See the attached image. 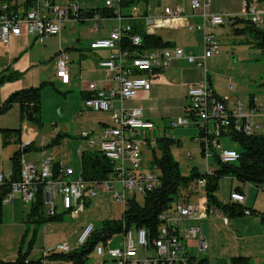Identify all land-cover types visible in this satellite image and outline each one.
Segmentation results:
<instances>
[{
  "label": "built area",
  "instance_id": "2783aa9c",
  "mask_svg": "<svg viewBox=\"0 0 264 264\" xmlns=\"http://www.w3.org/2000/svg\"><path fill=\"white\" fill-rule=\"evenodd\" d=\"M141 1L143 0H104L102 7H83L80 0H37L32 8L23 13L9 12L7 4L0 5V47L7 44L11 37L24 34L37 40L49 36L60 37L66 24L70 22L90 20L94 23L93 30L96 32L99 27L104 26L107 19L112 18L118 22L108 36L98 37L91 42L92 49L111 50L100 64L110 72L117 86L105 89L97 82H90L84 99L86 110L111 113V123L101 130L97 138L88 140V146L95 148L98 145L95 151L102 152L113 163L114 171L102 181L89 180L85 178L83 169L78 172L72 166L65 165L48 149H43L40 163L32 162L25 157L24 151L29 149L33 140H24L20 146L19 174L16 175L13 170L8 173L0 172V197L3 206L12 205L16 199H21L29 204L30 211L33 204L43 197L44 206L48 205V214L43 215L48 217L58 214L56 199L59 197L63 212L78 217L97 194L95 186L98 184H102L107 191H114L115 198L124 205V210L131 198L139 200V194L145 195L147 191L160 185L161 174L158 169H143V146L149 147L151 151L157 148L156 139L154 141L149 135L146 136L156 124L145 119L142 108L127 107V101L136 98L139 91L149 92L153 81L159 78V73L168 68L176 58H184L189 64H195L204 70L203 82L192 84L188 89L185 115L173 120L171 127L177 128L190 123L201 127L194 140L206 159L207 173L213 172L210 164L212 158H217L222 163H234L239 159L236 148L223 146L224 140H229L227 136H230V131H242L248 135L264 134V103L259 104L257 98H254L249 101L247 108L240 100L231 101L230 97L219 96L210 85L206 61L219 55L221 51L213 27L230 22V18L222 13L203 12V22L200 25L188 26L189 30L201 29L204 32V50L200 56L186 54L178 46L138 53L123 46L125 41H130L135 46L143 44L137 22L145 23L148 34H156L155 30L161 26V22L189 18L180 6H165L156 13L155 8L147 1L142 10ZM245 1L247 3L242 16L256 24L262 22L264 1ZM211 2L212 0H191L192 13L206 10ZM68 59L67 51L61 48L57 59V77L64 83L70 81ZM229 89H234L232 81L229 82ZM24 129L28 131L25 126ZM162 135L171 137L166 133L160 136ZM82 152L79 149V153ZM206 184V179L200 178L183 186L175 204L159 215L154 232L147 228L130 227L123 221L121 231L95 245V264H201L190 249L197 242L199 251H205L207 242L202 236L200 224L194 225L191 221L200 222L210 214L217 217L224 214L220 209L209 206ZM202 191H205V195L197 202L191 200L194 192ZM230 201L245 205L244 191L233 188ZM246 213L249 215L250 211ZM223 220L229 223L226 216H223ZM95 229L92 223L87 224L75 247L61 243L45 248L42 264H52L53 254L78 250L79 246L89 240ZM119 233L123 234L120 244L112 246V238ZM109 260L113 263H109Z\"/></svg>",
  "mask_w": 264,
  "mask_h": 264
},
{
  "label": "rangeland",
  "instance_id": "374dc122",
  "mask_svg": "<svg viewBox=\"0 0 264 264\" xmlns=\"http://www.w3.org/2000/svg\"><path fill=\"white\" fill-rule=\"evenodd\" d=\"M80 3L89 7L104 6V0H80ZM233 3L234 7L239 8L243 4L242 0H234ZM71 23L73 22L66 24L62 36L63 47H70L68 51H72V53L77 51L74 48L81 47L83 50L85 46H89L92 38L103 34L106 35L110 33L111 28L118 25L115 19H108V28H102V31H99L101 33L98 34V32L93 30L94 23L90 20L85 23ZM257 25L264 29V21L259 22ZM244 26L245 24H234L230 21L224 25L213 27V30H216L215 35L219 40L221 52L219 55L208 59L206 66L208 74L211 76L210 79L214 81V84L217 85L223 96L227 94V97H232L231 101L240 100L249 108L247 102L249 98L251 99L252 95L257 98L259 104L264 103V86H262L264 82V50L258 47V41L254 34L250 32L236 34L234 28ZM203 48L201 42L191 49L194 54H199L203 52ZM72 53L69 56L74 58L75 56ZM72 64L74 66L78 65L77 62H73ZM181 69L185 71H189V69L196 70L194 73L186 72V79L191 80V76L195 78H203L204 76L203 70L195 64H188L183 59H180L179 62L174 61L171 67L166 69L168 71L166 78L169 84L161 86L162 89H166V92L161 91L163 95L169 98H177L181 95L182 90L176 87L178 83L184 81L176 73H180ZM229 81H232L235 85V88L231 91L227 88ZM48 85L50 84H47L46 87ZM44 95L45 92L42 90L43 123L41 125L30 123L38 134L35 140L31 142L29 146L30 150L24 153L26 154L25 157L28 158L34 155L37 158H42L43 149H48L49 151H53L54 155L62 160L65 165L72 166L76 171H80L82 154L77 153L78 148H82L83 152L98 149V145L95 148L89 147L88 140L98 137L101 125V122L98 120L99 117L105 116L109 118L110 115L91 110L82 111L84 101L81 94H78L80 99L78 101L75 100L70 105L69 110L62 114L59 112L60 108L56 107L54 99H47ZM167 105L171 107L173 101ZM10 116L12 123L18 127L17 112L13 111ZM175 119L177 118L166 119L168 121L167 133L176 140L171 146V153L174 159L179 162L180 171L184 176L190 175L194 167L200 172H206V159L202 155L201 147L194 140L201 127L190 123V125L173 128L171 127V122ZM163 122V120L156 122V126L153 129L156 134H158L159 129L163 130L161 124ZM212 126L213 122L211 121L210 127ZM60 133L63 136L54 147L45 148L44 145L42 146L43 142L57 137ZM86 134H89V136H86ZM227 137L229 140H224L223 146L238 149L237 144L232 141L231 136ZM5 144H7V140L4 141ZM152 157L153 153L151 149L144 145L143 169L152 170L151 166H149V161ZM210 164L213 168H217V164L214 163L213 158L210 160ZM233 181L237 183L236 185L243 187L247 198L246 206L255 209L256 213L242 216L228 215L229 224L223 220V216H226L225 214H222V217L210 214L209 219L202 223V233L207 240L206 250L209 255L207 251L201 253L198 248L194 247L190 249V252L197 259H200L199 261L207 259L208 264H232L230 259L234 255H250L253 264H264V189L262 187L257 188L250 183L243 184L232 179L231 176H226L221 179L219 189L216 192L217 197L221 201H230V190ZM95 190L98 193L92 197L85 210L78 217H73L69 213L63 212V209L59 205L58 197L56 199V203L58 204L57 213L62 215V219L51 223H41L39 216L30 217L28 214L29 204L19 201L24 206L20 207L16 212H12L13 205H6L4 207V218L0 223V259L4 261L15 260L20 248L22 247L23 252L28 251L34 239V245L29 257L31 259H40L43 258L45 248L48 249L61 243H68L71 247L77 246L80 234L89 223L95 226V230H100L105 221H118L122 219L124 205L115 198L114 191H107L102 184L95 186ZM203 195H205V191L201 193L194 192L192 194L196 200H199ZM138 197L140 201H143L144 195L139 194ZM172 204H175V200ZM43 214H48V205L44 206ZM195 223L196 221H191V224ZM122 238V233L116 234L111 240L112 246H118ZM96 261L97 257L94 251H92L88 256L86 264H95ZM109 263L113 262L109 260ZM53 264H72V262L60 260Z\"/></svg>",
  "mask_w": 264,
  "mask_h": 264
},
{
  "label": "crops",
  "instance_id": "0c3cea01",
  "mask_svg": "<svg viewBox=\"0 0 264 264\" xmlns=\"http://www.w3.org/2000/svg\"><path fill=\"white\" fill-rule=\"evenodd\" d=\"M146 1L155 8L156 13L160 12L161 8L165 6H170V7L180 6L184 9L185 14H187L189 18L181 21L176 20L169 22H161L160 24L161 26L159 28H156L155 33L162 36L164 40L173 43V46L171 47L178 46L183 48L186 54H194L191 48L196 47L198 43L202 42V45L204 47L203 30L201 29L189 30L188 28L189 25H200L203 22V12H206L207 14L222 13L227 15L229 18L235 16L242 17V14L246 8V3H247L245 0H242L243 4L239 8V7H234V3H233L234 0H219V2H217V0H215V2L214 0H212L211 5L206 10L204 11L199 10L196 13H192L191 5H190L191 0H143L141 1L142 10L145 9L144 2ZM82 6L89 7L84 5ZM259 6L261 7L262 5ZM86 21L79 23H85ZM107 21L108 19L103 23L104 26L99 27V31L100 30L102 31V28L103 29L108 28ZM263 21H264V15L262 17V22ZM231 22L233 23V21ZM74 23H78V22H73L71 24ZM137 25L139 31L140 30L144 32L146 31L145 23L143 21L137 22ZM113 28H111V30ZM99 31H97L98 34L101 33ZM213 33L216 34V30ZM62 35L60 37L49 36L47 38H44L43 40H37L36 38L30 35L24 34L19 37H11L7 44L1 45L0 68L21 72L23 76L19 80L5 83L0 88V105L5 100H7V98L15 91L24 88L39 87L41 86V84L47 82L50 85H48L47 87L45 86L46 88L44 87L45 88L43 89L45 92L44 96H46L47 99L53 98L56 107L60 108L59 112L64 114L65 111L69 110L70 105L73 102H75V100L78 101L80 99V96L78 94H81V97L83 98L84 101L86 96V90L90 82H97L100 85V87H103L105 89H110L117 86V83L110 74V72L107 69L103 68L100 64L101 60L109 56L111 50L91 48V42L94 39L98 37H106L109 35V33L106 35L103 34L92 38L89 46H85L83 50L81 49V47H76L74 49H76L77 51L73 53L72 51H68L70 47L68 46L65 48L63 47ZM54 39L55 41L53 42ZM61 48H64L67 51L68 56L70 53L74 54L75 56L74 58H71L69 56L68 59L67 65H68V73L70 76V81L68 83L62 82V80L57 77V59ZM202 53L194 54V55L200 56L202 55ZM180 59H183L187 62V60L184 58H178V59L176 58L172 60L171 64L174 61L179 62ZM73 62H77L78 65L74 66L72 64ZM171 64L169 67H171ZM166 69L163 70L161 73H159L160 76L157 80L153 81L154 83L152 84V88L150 89L149 92L139 91L136 98L127 101V107L129 108L132 107L142 108L145 119L151 120L155 124L156 122H159L161 120L164 121L163 123H161L163 126V130L159 129L158 134H156L154 130L152 132H148V134L146 133V136L149 135L150 139L154 141L157 138V136H160L161 134L164 133L168 134L167 133L168 121L166 120L167 118L174 119L185 115V107L187 105V92L189 87L192 84L202 83L204 80V76L203 78L201 77L195 78L194 76H191L192 78L191 80L188 78L186 79L185 78L186 72L194 73L196 70L189 69V71L188 70L185 71L184 69L183 70L181 69L180 73L179 72L176 73L181 78H183L184 81L178 83L176 87L180 88L182 90V93L177 98L174 97L169 98L161 93V91L166 92V89L165 90L162 89L161 86L162 85L166 86V84H169L168 83L169 81L166 78V76L168 75V71H166ZM203 74H204V70H203ZM195 76L197 75L195 74ZM229 82L227 83L228 90H229ZM210 85L211 87L214 88L215 92L218 95H220L221 97H227V94H224V96L222 95V93L219 91L217 85L214 84V81L212 79H210ZM229 91H231V89ZM250 100L251 99L249 98L247 104L249 103ZM171 101H173V105L169 107L167 104H169ZM84 110L86 109L83 108L82 111ZM13 111H16L18 115V121H19L18 127L14 125L11 121L10 115L13 113ZM103 113L110 115V117L109 118H106L105 116L99 117L98 120L101 122L100 130H99L100 132L105 126L110 124L112 121L110 112H102V114ZM24 126L28 129V131H25ZM19 128H21L20 132L17 131ZM37 134L38 132L35 131V128L32 125H30L27 122L22 123V121L20 120V108L18 104L14 105L7 113L0 115V172L3 171L5 173H8L13 170V165H14L13 156L18 150H20L21 143L24 140L34 141L35 138L37 137ZM5 140H7V144L4 145ZM17 140L19 141L16 142ZM49 142L50 140L43 142L42 146ZM156 147H157V141H156ZM79 149L82 148H78L77 153H79ZM27 151L29 150H25L24 153ZM24 155L26 156V154ZM42 158H37L36 156L33 155L28 157L27 159H29L32 162L40 163ZM81 169H82V164H81ZM236 184L237 183H234V181L232 182L231 190L233 189L234 186H237ZM243 191L245 193L244 189ZM191 200L197 202L196 199L193 198V196H191ZM19 201L23 202L21 199H16V201L12 204L14 207L12 209V212H16L17 210H19L20 207L24 206L21 205V202L19 203ZM209 217L203 219L200 222L196 221L194 225L200 224V226L202 227V223L208 220ZM227 219L229 221V217H227ZM202 232H203V227H202ZM202 236H204L203 233ZM203 238L205 239V236ZM205 241L207 242L206 239ZM196 244L197 242L193 243L194 248H198ZM206 251L207 250L201 251V253ZM207 254L209 255L208 251ZM244 256H248V255H244ZM248 257H250V255ZM51 263L53 264L54 261H52ZM206 263L208 264V260Z\"/></svg>",
  "mask_w": 264,
  "mask_h": 264
},
{
  "label": "trees",
  "instance_id": "16d2710c",
  "mask_svg": "<svg viewBox=\"0 0 264 264\" xmlns=\"http://www.w3.org/2000/svg\"><path fill=\"white\" fill-rule=\"evenodd\" d=\"M264 1V0H259ZM37 0H0V5L7 4L8 11L12 13L27 12L36 4ZM94 11V10H93ZM230 21L234 24L242 23L244 27L234 28L236 34L250 32L255 35L258 47L264 50V29L260 28L252 20L245 17H231ZM143 37L141 46L132 45L130 41H125L123 46L130 47L131 50L142 52L144 50L164 49L173 46V43L166 41L158 34H148L146 31H139ZM23 74L10 69L0 68V88L7 82L21 79ZM48 83L41 84L39 87H30L13 92L7 100L0 105V115L7 113L14 105L18 104L20 108V120L22 122L41 125L42 122V90ZM264 86V82L262 84ZM254 95L251 99L253 101ZM251 101V102H252ZM253 104V102L251 103ZM17 131H21L19 128ZM229 135L232 141L237 144L239 159L234 163H222L214 158L217 168H213L212 173L200 172L196 167L191 170L190 175L184 176L180 171L179 162L176 161L171 153V146L176 142L173 137L165 135L157 136V149L153 148V157L150 161L152 168L160 171V185L147 191L143 201L131 198L128 201V207L123 212V218L120 220H108L103 224L102 229L96 230L89 240L78 250L66 254H53L54 261L69 260L72 264H86L89 254L94 250L95 245L109 237L113 233L119 232L123 228V221L130 227L147 228L149 231H155L158 225V217L165 210L169 209L172 202L178 198L181 188L189 185L196 179H206V194L208 204L211 208L220 209L225 215L242 216L255 214L256 210L245 205L228 201H221L216 192L219 189L220 181L226 176H231L243 184L250 183L257 188L264 189V134H245V132L230 131ZM61 135L50 140L44 147L51 148L60 142ZM30 150V148L28 149ZM20 155L18 150L13 156V171L19 174ZM81 164L83 174L86 179L102 181L109 177L114 171V165L100 151H84L81 155ZM235 189L243 191L242 186H234ZM44 207L43 197L39 198L37 203L33 204L29 211V216H39L41 223H51L62 219V215L43 216ZM4 218V206L0 197V223ZM34 240L30 244L28 251L23 252L20 248L17 257L13 261H4L0 259V264H42V258L31 259L30 252L34 245ZM232 264H253L251 258L244 255L232 256ZM207 259L200 261L201 264H207Z\"/></svg>",
  "mask_w": 264,
  "mask_h": 264
},
{
  "label": "bare ground",
  "instance_id": "6f19581e",
  "mask_svg": "<svg viewBox=\"0 0 264 264\" xmlns=\"http://www.w3.org/2000/svg\"><path fill=\"white\" fill-rule=\"evenodd\" d=\"M24 203V202H23Z\"/></svg>",
  "mask_w": 264,
  "mask_h": 264
}]
</instances>
